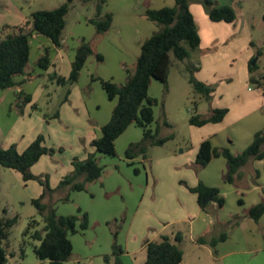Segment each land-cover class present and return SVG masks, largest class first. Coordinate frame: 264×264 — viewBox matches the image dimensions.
<instances>
[{
	"label": "rangeland",
	"instance_id": "rangeland-1",
	"mask_svg": "<svg viewBox=\"0 0 264 264\" xmlns=\"http://www.w3.org/2000/svg\"><path fill=\"white\" fill-rule=\"evenodd\" d=\"M66 1L0 0V40L8 34L17 33L20 27L30 31L31 27L25 23L33 12L52 10ZM150 1L112 0L109 7L123 22L124 19L141 18L140 10L150 7ZM211 1L214 5H231L236 12L235 22L224 23L226 27L223 29L216 27L218 23L209 19L205 0H189L202 43L192 57L184 60H178L171 52L167 89L161 82L153 81L149 92L150 97L157 100L151 128L158 138L171 139L163 145H149L146 158L138 156L129 160L126 150L143 138L142 129L132 124L116 140L115 157L96 154L103 167V175L88 184L87 191L83 192L57 187L63 173L73 168L74 158L84 160L89 154L96 153L91 142H87L84 129L86 125H93L95 118L89 120L82 102H89L87 109L92 116L96 115L97 121L104 124L109 121L117 101L108 99L98 78L107 77L114 82L118 79L116 77L126 74L125 68L109 52H117L112 46L123 52L127 47L120 41L113 44L107 36L111 33L114 38L115 34L119 36L118 33L124 30L122 40H128V27L123 25L124 22L116 23V29L97 38L96 28L88 20L96 15V3H73L66 17L64 51L75 52L81 40L85 39L92 43L95 52L107 53V61L99 62L95 55L90 57L78 82L70 86L68 99L60 107L57 118L51 114L65 86L59 85L51 76H61L62 70L51 64L48 68L40 67L37 43L41 46L51 43L44 36L34 38L32 33L28 71L32 76L36 107L32 104L31 110L34 117L41 118V122L36 121L31 126L33 132L44 137L46 147L56 150L55 154L47 156L48 160L58 163L52 168L45 165L48 171L45 176H48L49 185L55 191L47 194L42 202L54 207L58 216H88V228L70 237L73 255L66 264H115L112 254L115 243L124 251L121 255L123 264H144L147 254L146 251L140 252L144 241H159L162 234L176 243L174 238L179 232L183 237L178 244L183 251L181 264H264V215L259 221L248 215L250 208L264 198V160L250 161L240 170L241 177L235 184L219 178V161L197 169L194 160H191V152L207 127L190 124L195 114L210 116L212 103L218 98L215 93L223 85L228 84L232 89L225 101L231 104L239 101L243 89L254 90V93L262 91L252 78L259 80L264 77V0ZM162 5L167 4L162 2ZM225 36L228 40L224 39ZM136 46L132 43L131 52ZM200 64L204 67L202 70L198 67ZM250 66H255V70L251 72ZM127 67L133 69L134 64ZM192 78L213 88L209 100L196 91ZM5 119L2 118L3 121ZM247 126H252L250 121L236 126L233 131H226V147L232 152H240L245 147L241 129ZM200 174H209L210 181H217L216 184L220 185L219 189L225 197L223 208L216 206L212 211H200L195 196L187 189V183ZM257 174L259 178L255 183ZM39 188L40 184L35 182L24 186L20 173L0 166V217L17 218L5 241L8 264L49 263L38 259L34 253V247L40 242L25 235L32 220L38 222L37 230L45 226L43 216L32 203V200L41 197ZM67 195L68 201L65 200ZM240 200L243 202L240 203ZM223 233L227 234V241L213 247L211 241ZM200 238L205 239L207 244H200Z\"/></svg>",
	"mask_w": 264,
	"mask_h": 264
},
{
	"label": "trees",
	"instance_id": "trees-1",
	"mask_svg": "<svg viewBox=\"0 0 264 264\" xmlns=\"http://www.w3.org/2000/svg\"><path fill=\"white\" fill-rule=\"evenodd\" d=\"M75 1L95 2L96 15L89 19V23L96 28V37H102L110 30L113 23V16L104 14L103 9L108 0H67L58 8L52 10H38L31 14L30 20L25 25L31 27L30 31H25V27H20L17 33L6 35L0 40V89H15L22 85L17 78L26 75L31 57V35L32 33L48 38L55 48L62 47L63 33L66 28V17ZM174 6H165L160 9H147L146 18L157 24L159 30L149 37L141 46V53L137 58L134 68L125 66L127 74L126 83L117 84L111 80L98 78L107 97L110 101H117L110 120L102 126L101 136L91 142L95 149V154H89L86 159L74 158L73 171L66 175L57 189L68 188L71 191H87L90 183L100 179L103 175V167L100 166L96 154L108 157H115L116 140L132 125L135 124L143 131V138L138 143H132L126 150V158L133 160L138 156L146 158L149 145H163L171 138H158L151 126L155 121L154 106L157 100L150 97L149 89L152 82L159 81L167 89L168 74L170 67V53L172 52L178 60L192 57L201 44V37L195 17L191 11L189 0H174ZM208 6L209 19L213 22L234 23L236 12L231 5H214L213 1L205 0ZM258 54L262 52L258 50ZM95 55L99 62L104 61V56L95 52L92 43L85 39L75 51V58L72 63L70 75L66 77L54 74L52 80H56L61 86L77 83L89 57ZM38 64L42 68H48L50 63L49 50L38 59ZM255 66H250L251 72ZM96 79V78H93ZM258 83L264 96V77L259 80L252 78ZM197 92L204 95L205 99L211 98L213 88L194 78L191 79ZM70 91L64 102L67 101ZM18 106L31 103L32 96L21 91L18 94ZM33 107H36L34 105ZM229 113V109H212L208 117L194 115L190 119L193 126L202 127L209 123H220ZM59 117V111L52 116ZM56 150L44 145V137L39 135L23 152L17 150L16 145L6 149H0V166L6 169L15 170L21 173L24 181L35 180L39 182L44 192L40 198L32 200L33 205L43 216L45 226L42 230H37L38 222L32 220L25 232L26 236L40 242L34 247V253L40 260H47L48 264H66L73 255V243L71 236L88 228L87 214L58 216L54 207L42 202L47 194L55 191L48 182V176H36L31 172V168L39 162L45 155H53ZM223 157L227 161L228 172L225 181L234 183L236 177L240 176V170L250 161L264 160V128L258 131L252 143L241 153L234 154L229 148H216L210 139H205L200 143L199 151L194 165L197 169L206 167L214 158ZM138 173V169L135 170ZM259 174L256 176L255 183ZM190 192L196 194L199 207L208 212L209 208L215 204L218 208L225 205V197L217 187H212L199 181L195 187L189 188ZM69 200V195L65 197ZM242 203V200L239 201ZM80 211V210H79ZM6 213V211H5ZM249 217L259 221L264 215L263 200L250 208ZM17 223V218L0 217V264H8V252L5 241L9 230ZM181 233L175 235V242L172 243L169 236H162L159 241H146L144 248L147 259L144 264H181L183 261V251L179 247L182 241ZM227 239V234L223 233L218 239L211 241V245L216 247L220 242ZM204 243V239L198 240ZM123 249L116 243L113 245V256L115 264H123L121 255ZM108 261V258L106 259Z\"/></svg>",
	"mask_w": 264,
	"mask_h": 264
},
{
	"label": "crops",
	"instance_id": "crops-1",
	"mask_svg": "<svg viewBox=\"0 0 264 264\" xmlns=\"http://www.w3.org/2000/svg\"><path fill=\"white\" fill-rule=\"evenodd\" d=\"M111 2H112V0H108V2L106 4L107 6L105 5L106 7H104V9H103L104 14L109 13L113 16V23H112L110 30L116 29L115 28L116 23L121 24L124 22L123 25L128 27L127 33L129 35L128 36L129 39L124 40V41L122 40L123 36L125 35L124 30H122L120 34L118 33L119 36H117L115 34L114 38H112L113 36H111L110 30H109L106 33V34L110 33L109 36H107V39L112 40V42H114L113 44H117V42H119V41L124 42L125 47H127L126 49H124V50H126V52H123L120 49H118L117 47L112 46L114 49H116L115 51H117V52H109V53L112 54V56L114 57V60H117L119 62V64H121L123 67H125L127 65H132V64L135 65V62L141 53L142 44L149 37H151V35L153 33H155L156 31L159 30V27L157 26V24L149 21L146 18L145 13H146L147 9H149V8H151V9L163 8V7H165V5L163 6L162 2H165V4H167L166 6H174L175 1L173 0L172 1L173 3H172L170 0H162V1L151 0L150 1V7H143L142 10H140V13H141L140 16H142L141 18H137V19H133V20L124 19L123 22L121 19H118L116 17L115 11L110 9L109 6L111 5ZM83 3H85V2H83ZM72 7H73V5H72ZM95 9H96V4H95ZM191 11H192V13L195 17V20H196V16L193 12L192 6H191ZM224 23H226V22H219L218 24H216L217 25L216 27H220L223 29L224 27H226ZM33 37L38 39V37H41V35L34 34ZM227 38H228V36L224 37V39H227ZM116 39H118V41ZM65 41L66 40L63 36L61 48H55V46L53 45V43L51 41H50V43H51L50 45L46 44V43H45V45H42V46L39 45L40 43H37V44H38V48H39L38 54L41 56L44 54L45 50L48 49L51 66H56L58 69L62 70L61 76L67 78L70 75V72L72 69V63H73L74 58H75V52H65L64 51L63 47L65 44ZM132 43L135 45L137 44L134 52H131ZM201 43H202V38H201ZM127 49L129 50V52L127 51ZM31 53H32V45H31ZM100 53L104 56V60L107 61V53H105V52H100ZM89 59H90V57H89ZM89 59L87 60V63H88ZM87 63H86V65H87ZM86 65H85V67H86ZM198 67L201 70L204 68L202 64L198 65ZM31 78H32V76H31L30 72L28 71L26 75H23V76H20L17 78V81L22 83V85L20 87L15 88V89H7V90L0 91V118H1L0 119L1 120L0 121V149H6L12 145H16L17 150L21 153L39 136V135H37V133L33 132V129L31 126L32 124L34 125L36 121L41 122V118L38 116L34 117L35 114L31 110L32 104L36 103L35 98L33 97V94H32L33 83L31 82ZM102 78H104L105 80H109L107 77H102ZM116 78H118V79H116V80L114 79L115 80L114 82L117 84L123 85L126 83L127 74H125L122 77L118 76ZM151 87H152V84H151ZM151 87H150V89H151ZM150 89H149V92H150ZM21 91H24L26 94L32 96L31 103H29L27 106L24 105L23 108H20L18 106V104H19L18 94ZM231 92H232V89L229 87L228 84H226L225 86L223 85V86L219 87V89H217V93H215V94H217L218 98L215 99V102L212 103L211 110L212 109L227 108V109H229V113L227 114V116L224 118V120L222 122L217 123V124L205 125V128L206 127L207 128L205 129L203 137H201V139L199 141H197L198 145L195 146V148L193 149V152H191V160H194V163H195L198 151H199L200 143L203 140L210 139L212 142V145L214 147L225 148L227 146V142L225 141L226 131H231V130L233 131V129L236 126L241 125L243 122L250 121L252 126H247L250 128L249 130H247V127H246V129H241L244 132L243 140L246 142L245 147L242 149V151H243L247 148L248 144L252 143L255 134L264 127V123L262 124V122H264V115H263V113H264V96H263L262 91L254 93V90L243 89L241 97L239 98V101L237 103H234V104H231V102L225 103V101L228 98V95ZM64 103L62 105H64ZM82 103L84 104V106L88 112L89 120L91 121L92 117L95 118L93 120V122H94L93 125H88V126L86 125L84 127V129L86 130V135L88 136L87 142H89V144H90V142H92L94 139L99 138L101 136L100 135V134H102L101 128L106 123L104 124V123L97 121L96 115H93V116L91 115V112L87 109L89 102H86L85 100H83ZM19 112H21V114H19ZM32 114H34V115H32ZM111 115H112V113H111ZM2 118H3V120H4V118H6L5 121H3ZM28 127H30L31 129H29ZM27 136H28V138H27ZM197 142L195 144H197ZM226 148H229V147H226ZM242 151L233 152V153L238 154V153H241ZM47 156L48 155L43 156L39 160V162L36 163L31 168L32 173L34 175L45 176L47 174L46 172H48L47 169H45V165H46V167H49V168L58 166L57 162H51L50 160H48L49 158ZM217 161H219V165L221 166L220 167L221 169L219 171L218 176H219V178H222V180H223V178L225 179L227 172H228V165H227V161L225 158H223V157L214 158L209 162L207 167L210 166L212 163H215ZM12 171H15V170H12ZM72 171H73V168H70L67 170V172L63 173V175L60 178V181L66 175L70 174ZM15 172H17V171H15ZM214 175H215V173L212 175V177H214ZM20 177L22 179V183L26 187H28L30 185V183L31 184L34 182L39 183L35 180H30L27 182L24 181L21 173H20ZM240 177H241V175L236 177V180L234 183H229V184H235L237 179H239ZM199 181H202L209 186L220 188L219 187L220 185H217L218 183L216 184L217 181H212V182L210 181L209 174H205V176H202L200 174L198 178H196L195 180L192 179L191 181H189L187 183L188 191L190 192L189 188L195 187ZM224 187H226V186H224ZM256 187L259 188L260 186H256ZM190 193H192V192H190ZM39 194H40V196L43 194V187L41 186V184H40V188H39ZM192 194L195 196L196 202H197L196 194H194V193H192ZM197 205H198V203H197ZM198 208L200 209V211L205 212L199 207V205H198ZM214 209H216L215 204H213L209 208V211L210 210L212 211ZM162 236H164V235H162V234L159 235V238H161ZM146 241H156V240H146ZM146 241H144V243ZM226 241H227V239H226ZM144 243L141 246L140 252L145 251ZM200 244H202V245L207 244L206 240L204 239V243H200Z\"/></svg>",
	"mask_w": 264,
	"mask_h": 264
},
{
	"label": "water",
	"instance_id": "water-1",
	"mask_svg": "<svg viewBox=\"0 0 264 264\" xmlns=\"http://www.w3.org/2000/svg\"><path fill=\"white\" fill-rule=\"evenodd\" d=\"M69 89H70V85L69 84H66L65 87H64V91L63 93L60 95L59 99H58V102L51 114V116H54L60 109L61 105L64 103L67 95H68V92H69Z\"/></svg>",
	"mask_w": 264,
	"mask_h": 264
}]
</instances>
